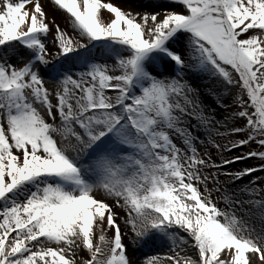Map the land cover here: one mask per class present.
<instances>
[{
    "label": "snow or ice",
    "instance_id": "snow-or-ice-1",
    "mask_svg": "<svg viewBox=\"0 0 264 264\" xmlns=\"http://www.w3.org/2000/svg\"><path fill=\"white\" fill-rule=\"evenodd\" d=\"M135 8L0 0V264H264V0Z\"/></svg>",
    "mask_w": 264,
    "mask_h": 264
},
{
    "label": "bare ground",
    "instance_id": "bare-ground-1",
    "mask_svg": "<svg viewBox=\"0 0 264 264\" xmlns=\"http://www.w3.org/2000/svg\"><path fill=\"white\" fill-rule=\"evenodd\" d=\"M113 2L115 3H118V4H122L124 7H126V4L124 2V0H113ZM49 15L50 17L51 16H54L55 17V20L58 24L60 25H65L66 26V23H65V19H64V16H63V13L62 12H59V11H56L54 12L50 5H49ZM205 86V83H203L202 85H199L198 82H196V84L193 86V87H197V88H203ZM201 99L204 100L205 104L207 105V100H208V97L205 98V97H201ZM221 131H223V129H221ZM204 136L201 135L200 138L202 139ZM225 205L224 204H220V207L223 208ZM127 240V238H125ZM129 250L131 251V248H129ZM152 253H155L154 255L156 254H160L161 256L165 255L168 253V247L167 246H159V245H155V246H150V247H145V248H141V249H138L136 250L135 252V256L140 259V260H143L145 255H150ZM181 255H184V253H181Z\"/></svg>",
    "mask_w": 264,
    "mask_h": 264
},
{
    "label": "rangeland",
    "instance_id": "rangeland-1",
    "mask_svg": "<svg viewBox=\"0 0 264 264\" xmlns=\"http://www.w3.org/2000/svg\"><path fill=\"white\" fill-rule=\"evenodd\" d=\"M128 2H127V7H131V8H133L134 10H139V9H136L135 8V6L137 5V4H144V5H152V4H154V3H161V4H167L168 3V0H134V2L133 3H129L130 2V0H127ZM144 11H151L152 9H151V7H147V8H145V9H143ZM157 10H159V9H157ZM62 28L63 27H66L65 25L63 26V25H60ZM196 82H198L199 83V85H202L203 83H205L204 81H202V80H200V81H198V80H191L190 81V83L192 84V86H194L195 84H196ZM207 105H214V100H213V98H211V97H208V100H207ZM190 123L191 124H193V125H195V124H197V121L194 119V118H191L190 119ZM198 135L199 136H201V135H203V136H205V133L201 130L199 133H198ZM204 138V137H203ZM202 138V139H203ZM217 139H220L219 137H217ZM212 151H213V153H215V150L214 149H212ZM252 163H257L256 161H252ZM246 165L244 164V163H239V164H236V165H232L231 167L232 168H242V167H245ZM221 204H223V203H221ZM82 255H86V253H82Z\"/></svg>",
    "mask_w": 264,
    "mask_h": 264
}]
</instances>
